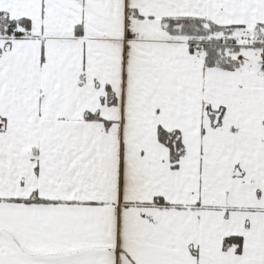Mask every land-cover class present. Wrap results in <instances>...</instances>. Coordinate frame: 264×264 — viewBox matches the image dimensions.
<instances>
[{
    "label": "snow or ice",
    "instance_id": "obj_1",
    "mask_svg": "<svg viewBox=\"0 0 264 264\" xmlns=\"http://www.w3.org/2000/svg\"><path fill=\"white\" fill-rule=\"evenodd\" d=\"M0 264H264V0H0Z\"/></svg>",
    "mask_w": 264,
    "mask_h": 264
}]
</instances>
